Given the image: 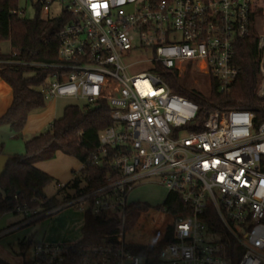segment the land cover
Wrapping results in <instances>:
<instances>
[{"label":"built area","instance_id":"built-area-1","mask_svg":"<svg viewBox=\"0 0 264 264\" xmlns=\"http://www.w3.org/2000/svg\"><path fill=\"white\" fill-rule=\"evenodd\" d=\"M36 6L68 18L59 63L42 66L49 70L45 100L106 101L114 124L93 156L108 170L103 186L52 212L17 213L30 220L69 209L107 215L119 218L120 231L116 241L97 245L36 243L24 263L147 264L128 249L124 229L131 193L156 178L178 196L175 215L164 203L158 208L174 226L161 264H264V121L232 110L197 123L198 105L167 82L170 74L182 79L198 70L229 92L239 76L236 44L258 29L264 0H36ZM258 48L264 99V29Z\"/></svg>","mask_w":264,"mask_h":264},{"label":"trees","instance_id":"trees-1","mask_svg":"<svg viewBox=\"0 0 264 264\" xmlns=\"http://www.w3.org/2000/svg\"><path fill=\"white\" fill-rule=\"evenodd\" d=\"M18 1L0 0V76L13 90L12 105L0 119V125L8 124L13 134L21 136L29 116L46 107L47 101L41 88L46 83L49 70L42 66L59 63V34L67 25L68 18L43 19L39 6H36L37 16L34 19L23 18L14 14V11H20ZM4 42L11 44L10 54L1 53ZM258 42L256 29L252 27L250 36L236 44L235 65L239 76L229 92H220L218 83L212 81L211 93L206 95L194 86V79L189 73L182 79L172 74L167 77L174 94L198 105L197 123L205 122L216 111L232 110L253 112L257 123L264 121V99L259 97L263 77ZM111 116L112 109L106 101L90 102L84 107L68 106L63 117L54 121L46 132L26 142V154L11 157L2 178L0 218L7 213L18 214L17 209L25 207L40 209V214L52 212L73 197L103 186L108 170L95 165L93 156L100 148L101 133L114 124ZM59 153L75 158L83 165L80 177L77 176L62 188L66 190L72 187L75 193L66 194L62 200L47 196L46 189L54 178L37 167L40 162L55 159ZM0 155H4L3 144L0 145ZM175 201H178V196L170 194L164 202L172 216L178 212V208L173 207ZM143 206L148 207L147 204ZM135 207L136 203H131L128 211ZM52 216H45L41 220ZM119 231V218L88 213L84 217L79 243L97 245L105 239L116 241L114 236ZM173 233L174 226L170 225L159 243L130 244L128 249L144 258L147 264H161L160 253L165 246L174 242ZM33 240L20 242V255L24 258L34 245ZM0 264L10 263L0 257Z\"/></svg>","mask_w":264,"mask_h":264},{"label":"rangeland","instance_id":"rangeland-1","mask_svg":"<svg viewBox=\"0 0 264 264\" xmlns=\"http://www.w3.org/2000/svg\"><path fill=\"white\" fill-rule=\"evenodd\" d=\"M35 3L36 0H19L18 6L22 13L20 16L30 20L34 19L37 16V9L35 7ZM58 15L59 11L56 8L55 10H52V14H42V17L43 19H53ZM263 27L264 18L261 17L259 20L258 29L256 30L258 37L263 31ZM1 50L2 53L10 54V42H4L1 45ZM189 74H191V77L194 79L193 83L197 89H199L206 95H209L211 93L212 79L209 75H206L198 70L193 71V73L190 72ZM86 104V101L76 99H56L46 102V107L40 110L38 114L41 113L44 117H48L47 119H52L53 121L49 123V127H45V129H43V131H40L38 134L46 132L54 123V121L61 119L64 115L65 109L68 106L84 107ZM38 134L23 133L21 136L15 135L10 138L9 125H0V145L3 143L6 144V151L12 152L13 156H23L26 154V142L32 140ZM57 156L55 157V159H57ZM65 159H68V157ZM69 159L71 160H64V158H62L61 160H59V165L54 164L53 166V164H48L49 161H44L40 162L37 166H39L38 168L40 169L42 165L47 163V165L45 166L47 167V170L52 171L53 167V170L57 171L58 176L64 177L69 172L68 175L71 177L74 174L72 173L73 168L78 173L80 172L79 168L80 166H82V164L75 158ZM78 175H80V173H78ZM50 176L53 175L50 174ZM53 178L54 181L46 189V194L48 197H57L58 199L62 200L66 196V194L73 195L75 193V190L72 187L66 190H62L61 186L62 183L65 181L60 182L58 179H56V177L53 176ZM158 183V179H151L147 181L146 184L139 186L135 191L131 193L129 197L130 202L134 204L136 203V207L133 210L128 211V215L125 221L126 225L124 231L125 241L127 244H157L162 239L166 227L172 222L168 216L158 210V208L163 205L168 195L167 190L160 186ZM67 184L69 183L67 182L65 185ZM145 204H147L148 207H144L143 205ZM33 210L40 209L36 208ZM54 215L62 217V219L53 223L52 220L56 217ZM54 215V217L52 216L46 220H41L42 218H38L37 220L28 221H24L25 215L22 213H7L3 215L0 218V232H7L13 229L14 226L17 227H15V230L12 233L0 239V257L12 264H24L25 259L23 256L20 255L21 241L29 240L31 238L39 239L42 238L45 234L64 235L71 232L72 235L74 230V228H72L73 223H82L83 221L81 215L72 209L64 210ZM74 240H80L79 233L75 235ZM31 248L27 251L26 255L28 257L31 254Z\"/></svg>","mask_w":264,"mask_h":264},{"label":"crops","instance_id":"crops-1","mask_svg":"<svg viewBox=\"0 0 264 264\" xmlns=\"http://www.w3.org/2000/svg\"><path fill=\"white\" fill-rule=\"evenodd\" d=\"M1 53H2V50H1ZM3 54H5V53H3ZM12 102H13V90H12L11 86L9 84H7L0 76V119L8 111V109L12 105ZM38 112L39 111L34 112L29 116L27 125L25 127L24 132H23L24 134H27V133L28 134H38L40 131H43V129H45V127L46 128L49 127V123L53 121L52 119H50V120L47 119L48 117L47 118L44 117L43 114H41V113L38 114ZM13 136H15V134L12 133L11 128L9 126V137L12 138ZM3 145H4V155H8V156L12 157L13 156L12 152H7L6 151L7 150L6 144L3 143ZM67 157L68 156L59 153L57 156V159H55L53 161H49L48 164H51V165L53 164V166H54V164L59 165L58 164L59 160H61L62 158H64V160H71V159H69L71 157H68V159H65ZM46 165H47V163L42 165L40 167V169L45 171V172H48L47 174H49V175L50 174L53 175L60 182L65 181V182H63L64 184L62 183V185H65L67 182L68 183L72 182L77 176H79L78 173H80V172L77 173V171L73 168V172H72V173H74L73 176L70 177L68 175L69 174V172H68L66 174V176L62 177V176H58L57 171L53 170V167H52V171L47 170V167H45ZM37 167H39V166H37ZM82 168H83V165L80 166L79 171H81ZM75 172H76V174H75ZM75 212H77L78 214L81 215L83 221H82V223L76 222V224H74L71 221L73 223L72 228H74L72 235H71V232L64 234V235L45 234L42 238L34 239L33 240L34 244H36L35 242H37V243L46 242L49 244H60V243H72V242L80 241L82 239V228L84 226L85 215L78 212V211H75ZM54 216H56V215H54ZM61 219H62V217L56 216L55 218H53L52 222L54 223V222L61 220ZM69 230H71V229H69ZM78 233L80 235V240H74L75 235ZM10 264H12V263H10Z\"/></svg>","mask_w":264,"mask_h":264},{"label":"water","instance_id":"water-1","mask_svg":"<svg viewBox=\"0 0 264 264\" xmlns=\"http://www.w3.org/2000/svg\"><path fill=\"white\" fill-rule=\"evenodd\" d=\"M11 160V157L8 155H0V188H1V181L3 176L5 175L8 167V162Z\"/></svg>","mask_w":264,"mask_h":264}]
</instances>
